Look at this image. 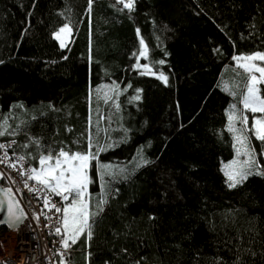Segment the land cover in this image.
<instances>
[{"label":"trees","instance_id":"16d2710c","mask_svg":"<svg viewBox=\"0 0 264 264\" xmlns=\"http://www.w3.org/2000/svg\"><path fill=\"white\" fill-rule=\"evenodd\" d=\"M119 8L116 0H95L89 14L87 0H0V119L11 116L13 128L24 122L27 132L0 137V143L14 139L16 152L23 154L19 145L31 135L82 151L91 103L94 142L118 143L99 154V163L131 173L141 146L154 161L128 180L105 177L118 192L109 191L92 239L82 235L65 264H88V252L91 264H131L141 256L147 264H196L197 253L200 264L216 256L232 264L234 245L256 253L243 256L247 264H264V177L252 176L235 189L226 186L221 168L236 153L225 110L234 101L217 87L222 80L242 82L236 72L243 70L233 71V55L264 52V0H137L131 13ZM64 23L73 29L67 49L52 36ZM137 28L149 48L139 63L167 75L168 85L133 69L132 53L140 49ZM160 60L165 63H156ZM113 85L120 95L104 103L103 92L115 97ZM98 86H108L99 99ZM136 89L143 90L140 101L130 100ZM18 103L24 108L12 107ZM99 116L107 119L99 120L96 137ZM246 134L264 165V142ZM96 164L90 171L93 206L102 183Z\"/></svg>","mask_w":264,"mask_h":264},{"label":"snow or ice","instance_id":"6c2138e0","mask_svg":"<svg viewBox=\"0 0 264 264\" xmlns=\"http://www.w3.org/2000/svg\"><path fill=\"white\" fill-rule=\"evenodd\" d=\"M95 0H87L88 12L92 11V6ZM116 4L122 5L118 11L127 10L129 13L135 11L137 0H116ZM115 7V5H113ZM29 16L31 13L28 14ZM63 15V13H61ZM251 28H255V25H251ZM27 31V29H25ZM136 34L139 37L140 49L138 52H133L132 56L136 59V64L132 67L139 71V75L156 76L165 85L169 83V77L163 72L157 74L152 69L150 64H140L141 58L147 59L149 56V48L144 38L140 36V29H136ZM73 35V29L69 23H64L55 32L52 33L53 38L59 42L61 49H67L72 42L71 37ZM214 51L219 52L220 49ZM67 59V56L62 57ZM235 61L236 67L233 69L236 72L237 69L243 70L236 72L237 76L243 75L242 82L238 83L232 81H221L217 87H220L223 92L227 93L233 98L232 103L229 104L226 111L227 116V130L233 134V148L235 149L236 156L228 163H224L221 171L226 177V186L229 189H235L242 186L252 176L264 177V165H261L256 158L255 150L250 146L249 136L246 132L251 131L255 138L264 142V52L255 51L251 54H236L231 58ZM260 62V63H257ZM3 63V61H0ZM55 63V61H52ZM156 63L163 65L165 60L157 61ZM104 87L98 86L96 89L97 98H101L100 94ZM131 87V85H128ZM118 85H113L110 91L115 92V97L109 95L108 92H103V101L108 103L109 100L118 99L120 92L117 91ZM127 89H124L126 91ZM142 89H136V95L131 97L132 101H140L142 99ZM89 101L91 102V92L89 93ZM14 108H24L23 103L13 105ZM53 111L54 105L48 106ZM117 110L120 105L115 104ZM179 107V106H178ZM248 113L252 114L251 128L249 125ZM259 114V115H257ZM41 115H44L41 113ZM11 116H5L0 119V137L4 136H16L21 132L27 135L26 129L21 125H17L15 128L10 124ZM107 119L104 116H99L96 124V137L99 136L101 129L99 128V120ZM32 120H37V117L33 116ZM66 131L71 132V128H66ZM105 133L107 129H104ZM125 133L129 130L124 129ZM81 137L86 141V148L82 151L73 150L69 145L61 143L45 142L37 136H27V141L19 145L24 150L23 154H19L15 150L17 145L16 140H11L9 143H0V165H4L6 168L11 169L20 178H22L23 189H26L29 193H33L38 200L43 201L44 208L55 210L56 213H60L58 218L59 223L54 227L55 234L60 236L59 243L62 245L63 251L60 252L59 264H65V258L70 256L69 250L72 245H75L82 235L90 241L93 236V227L98 222L97 217L104 212L105 205L108 204L109 191H116L118 189H110L109 181L105 180L107 176L110 180H115L117 177L128 180L129 177L142 167L154 163L149 160L143 154V146H141L137 155L133 157L135 161L133 172H129L127 167L115 168L110 164L99 163V154L105 152L110 148L118 147V143H106L100 144L94 142L95 137L93 135V122L91 119V103L90 114L88 119V127L84 133H81ZM122 142H127L126 140ZM80 141H73V144L79 145ZM11 150V155H9ZM264 154V150L262 153ZM245 159H241V157ZM93 161H96V171L101 183V195L97 198L96 204L93 206L91 200V194L89 192V186L94 182L90 176V171L93 169ZM8 179L11 185L16 184V180L12 179L9 173L0 169V180ZM31 182V183H30ZM0 212L6 214V219H0V224H7L10 228H19L24 220L27 218V213L21 205V199L17 198L19 194L23 197L24 192L20 187H16L15 191L12 186L0 187ZM53 197H59L61 205L58 206L53 202ZM95 207V211H93ZM231 216L232 213H229ZM39 215L35 217L39 220ZM148 219L154 220V216H149ZM234 225L235 221H231ZM210 227L214 231L216 225L210 222ZM245 231H251V229H245ZM119 236V234H116ZM237 240H242V237L237 234ZM225 244L231 243L230 240H225ZM179 247V245H177ZM236 248V258L232 261V264H247L243 260L244 255L255 256L256 253L251 251L250 248H241L240 245H234ZM231 250V249H229ZM123 253H128L127 248L120 250ZM264 255V254H262ZM92 253L88 252L86 260L88 264H91ZM196 264H200V255L196 254L194 257ZM148 258L141 256L138 259L132 260L131 264H147ZM103 264H112L111 260H104ZM207 264H227L223 257L216 256L211 258Z\"/></svg>","mask_w":264,"mask_h":264},{"label":"built area","instance_id":"2783aa9c","mask_svg":"<svg viewBox=\"0 0 264 264\" xmlns=\"http://www.w3.org/2000/svg\"><path fill=\"white\" fill-rule=\"evenodd\" d=\"M9 155H11V150H9ZM0 169L16 180L15 185H11L8 179L1 180L3 186H12L14 191L16 187L23 190V197L18 194L17 198L21 199V205L28 214L19 228L5 232L7 237L13 234L17 238L18 246L15 252L9 250L3 256L2 264H59L60 252L63 249L59 243L60 236L55 234L54 227L59 223L60 213H56L54 209L50 211L44 208L43 201L23 189L22 178L11 169L4 165H0ZM53 202L58 206L61 205L59 197H53ZM37 215L40 217L39 220L35 219Z\"/></svg>","mask_w":264,"mask_h":264},{"label":"rangeland","instance_id":"374dc122","mask_svg":"<svg viewBox=\"0 0 264 264\" xmlns=\"http://www.w3.org/2000/svg\"><path fill=\"white\" fill-rule=\"evenodd\" d=\"M257 63H260V62H257ZM228 162H225V163H228ZM9 231H11V230H9ZM5 232L0 233V264H2L3 256L7 252H9V250L15 252V248H16V246H18L17 238L13 234H10V237H7V235L5 234Z\"/></svg>","mask_w":264,"mask_h":264},{"label":"water","instance_id":"95a60500","mask_svg":"<svg viewBox=\"0 0 264 264\" xmlns=\"http://www.w3.org/2000/svg\"><path fill=\"white\" fill-rule=\"evenodd\" d=\"M0 187H5V186L2 185L1 180H0ZM0 198H2V194H0ZM24 212H25V210H24ZM0 219H6V214L3 213V212H0ZM3 227H5V228H7L9 230H15V229H17V228H10L7 224H0V228H3Z\"/></svg>","mask_w":264,"mask_h":264}]
</instances>
